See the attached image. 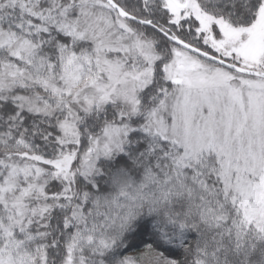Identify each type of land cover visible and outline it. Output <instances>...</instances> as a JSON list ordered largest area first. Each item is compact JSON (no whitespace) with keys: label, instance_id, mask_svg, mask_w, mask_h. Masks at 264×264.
<instances>
[{"label":"snow or ice","instance_id":"6c2138e0","mask_svg":"<svg viewBox=\"0 0 264 264\" xmlns=\"http://www.w3.org/2000/svg\"><path fill=\"white\" fill-rule=\"evenodd\" d=\"M0 264H264V0H0Z\"/></svg>","mask_w":264,"mask_h":264}]
</instances>
